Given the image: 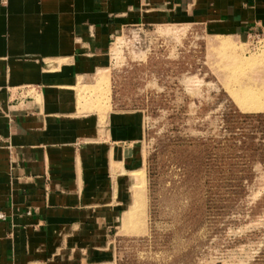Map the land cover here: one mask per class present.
Segmentation results:
<instances>
[{
	"label": "crops",
	"instance_id": "obj_1",
	"mask_svg": "<svg viewBox=\"0 0 264 264\" xmlns=\"http://www.w3.org/2000/svg\"><path fill=\"white\" fill-rule=\"evenodd\" d=\"M141 24L264 28V0L0 1V264H86L108 247L141 168L137 110L82 96L112 39Z\"/></svg>",
	"mask_w": 264,
	"mask_h": 264
},
{
	"label": "rangeland",
	"instance_id": "obj_2",
	"mask_svg": "<svg viewBox=\"0 0 264 264\" xmlns=\"http://www.w3.org/2000/svg\"><path fill=\"white\" fill-rule=\"evenodd\" d=\"M117 36L82 99L141 113L144 162L112 255L86 264H264V43L200 24Z\"/></svg>",
	"mask_w": 264,
	"mask_h": 264
},
{
	"label": "built area",
	"instance_id": "obj_3",
	"mask_svg": "<svg viewBox=\"0 0 264 264\" xmlns=\"http://www.w3.org/2000/svg\"><path fill=\"white\" fill-rule=\"evenodd\" d=\"M1 3L5 4L6 0H0ZM247 39L253 43H264V28L260 30H253L250 31L247 35ZM0 219L4 220L6 219V215L4 212L0 211Z\"/></svg>",
	"mask_w": 264,
	"mask_h": 264
},
{
	"label": "bare ground",
	"instance_id": "obj_4",
	"mask_svg": "<svg viewBox=\"0 0 264 264\" xmlns=\"http://www.w3.org/2000/svg\"><path fill=\"white\" fill-rule=\"evenodd\" d=\"M116 38H118V36Z\"/></svg>",
	"mask_w": 264,
	"mask_h": 264
}]
</instances>
